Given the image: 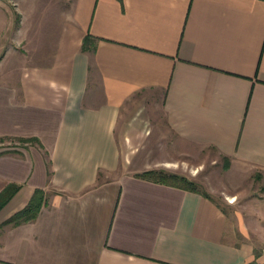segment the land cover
Listing matches in <instances>:
<instances>
[{
  "label": "crops",
  "instance_id": "crops-1",
  "mask_svg": "<svg viewBox=\"0 0 264 264\" xmlns=\"http://www.w3.org/2000/svg\"><path fill=\"white\" fill-rule=\"evenodd\" d=\"M13 6L0 57V194L15 188L0 207V264H264V0ZM140 93L132 120L160 106L172 135L216 148L232 173L257 181L246 208L260 210L244 212L235 193L222 205L148 179L143 159L127 173L117 127ZM36 190L37 216L7 222Z\"/></svg>",
  "mask_w": 264,
  "mask_h": 264
},
{
  "label": "rangeland",
  "instance_id": "rangeland-1",
  "mask_svg": "<svg viewBox=\"0 0 264 264\" xmlns=\"http://www.w3.org/2000/svg\"><path fill=\"white\" fill-rule=\"evenodd\" d=\"M0 6L3 7L4 14V21H0L1 57L3 50L10 47L19 17L13 0H0ZM142 95L140 93L130 101L132 106L123 111L118 121V141L122 148L121 162L127 173L141 167L142 161L145 160L151 163L152 168L166 169L195 180L222 205L229 200L224 197L226 193H235L233 196V200H236L235 205L246 209L244 212L260 210L259 203H251L249 208H246L247 202L258 199L262 193L257 181L252 177L232 173L226 166V159L216 148L195 146L172 135L167 129L160 106H156L153 112L149 113V117H144L142 110L141 116L138 115L137 119L132 120L136 105L142 102ZM151 104V101L147 102L148 107ZM129 119L132 121L128 122ZM6 143L17 144L14 140H7Z\"/></svg>",
  "mask_w": 264,
  "mask_h": 264
},
{
  "label": "trees",
  "instance_id": "trees-1",
  "mask_svg": "<svg viewBox=\"0 0 264 264\" xmlns=\"http://www.w3.org/2000/svg\"><path fill=\"white\" fill-rule=\"evenodd\" d=\"M93 41V37L90 34H87L84 37L83 40V49H88ZM227 160V159H226ZM228 161V160H227ZM228 165V162H226V166ZM140 175L152 179L154 181L162 182V183H168L172 185H177L183 188L192 189V190H198L200 191L202 188L200 185L193 179L178 174L175 172L168 171L166 169H148L143 171ZM11 187V186H10ZM10 190L9 187L5 191H3L0 194V207L7 201V199L10 197L13 191ZM206 194V192H204ZM45 202V194L41 190H36L30 199V201L26 204L25 207H23L21 210L17 211L15 214H13L7 222H13L15 224H18L20 222L29 221L34 219L38 212L40 211L41 206Z\"/></svg>",
  "mask_w": 264,
  "mask_h": 264
}]
</instances>
